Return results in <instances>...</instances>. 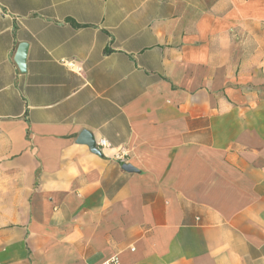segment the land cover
Returning <instances> with one entry per match:
<instances>
[{
    "label": "crops",
    "instance_id": "crops-1",
    "mask_svg": "<svg viewBox=\"0 0 264 264\" xmlns=\"http://www.w3.org/2000/svg\"><path fill=\"white\" fill-rule=\"evenodd\" d=\"M115 256L264 264V0H0V264Z\"/></svg>",
    "mask_w": 264,
    "mask_h": 264
},
{
    "label": "built area",
    "instance_id": "built-area-1",
    "mask_svg": "<svg viewBox=\"0 0 264 264\" xmlns=\"http://www.w3.org/2000/svg\"><path fill=\"white\" fill-rule=\"evenodd\" d=\"M70 68H72L73 67V64L71 63V62H67L66 63ZM97 144V147H98V150L100 149V147L101 148H105V147H107V146H109L108 145V143H107V141L106 140H104V139H101L98 143H96ZM127 156V153H126V151H120L119 153H117L116 155H115V158L117 159V160H121V161H123V160H125V157ZM103 264H121V261H120V259L117 257V256H115V257H112L111 259H109L108 261H106L105 263H103Z\"/></svg>",
    "mask_w": 264,
    "mask_h": 264
},
{
    "label": "water",
    "instance_id": "water-1",
    "mask_svg": "<svg viewBox=\"0 0 264 264\" xmlns=\"http://www.w3.org/2000/svg\"><path fill=\"white\" fill-rule=\"evenodd\" d=\"M80 143L86 144L89 146L90 150L95 154H100V151L98 150L96 141L94 137L87 131L82 132L80 139Z\"/></svg>",
    "mask_w": 264,
    "mask_h": 264
}]
</instances>
